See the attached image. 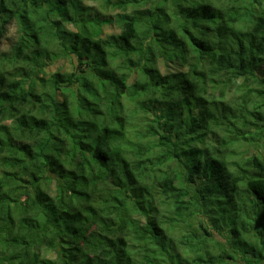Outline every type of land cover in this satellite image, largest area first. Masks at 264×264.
Instances as JSON below:
<instances>
[{"label":"trees","instance_id":"16d2710c","mask_svg":"<svg viewBox=\"0 0 264 264\" xmlns=\"http://www.w3.org/2000/svg\"><path fill=\"white\" fill-rule=\"evenodd\" d=\"M101 2L0 0V264H264V0Z\"/></svg>","mask_w":264,"mask_h":264},{"label":"rangeland","instance_id":"374dc122","mask_svg":"<svg viewBox=\"0 0 264 264\" xmlns=\"http://www.w3.org/2000/svg\"><path fill=\"white\" fill-rule=\"evenodd\" d=\"M85 3L93 6L95 8V10L97 9L98 11L103 13L104 15L115 16V14L119 12V10L113 9L111 7H106L103 4V2H101V0H95V1L94 0H88V1L85 0ZM71 27H73V26L70 25V28ZM104 29H105L106 35L110 34V33H119L120 32V30H118L119 28L116 26V24H114V26H107ZM14 38H15V29H12V31L10 32V35H9V39L6 40L5 43L6 44L10 43V41H12ZM160 67L164 73H166L168 71V68L162 62H160ZM58 70H61L62 72H66V71L71 72L72 70H74V64L70 59L60 58V59H57L55 62H49L46 66L47 75H49L55 71H58ZM238 94H239V92H237V94L234 92L233 95H234V97H236ZM135 119H137V118H135ZM151 128H156L158 130L159 124L156 121L151 122ZM246 148H248V147L244 145L242 150H244ZM240 149H241V147H240ZM217 238L224 241V239L219 235H217ZM50 256H52V255H50Z\"/></svg>","mask_w":264,"mask_h":264}]
</instances>
